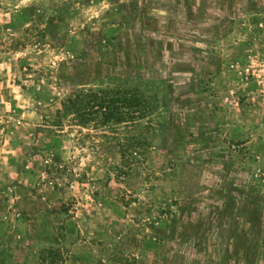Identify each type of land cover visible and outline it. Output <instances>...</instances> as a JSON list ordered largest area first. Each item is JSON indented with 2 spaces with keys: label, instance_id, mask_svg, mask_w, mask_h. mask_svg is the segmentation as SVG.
Instances as JSON below:
<instances>
[{
  "label": "rangeland",
  "instance_id": "1",
  "mask_svg": "<svg viewBox=\"0 0 264 264\" xmlns=\"http://www.w3.org/2000/svg\"><path fill=\"white\" fill-rule=\"evenodd\" d=\"M0 264H264V0H0Z\"/></svg>",
  "mask_w": 264,
  "mask_h": 264
},
{
  "label": "trees",
  "instance_id": "2",
  "mask_svg": "<svg viewBox=\"0 0 264 264\" xmlns=\"http://www.w3.org/2000/svg\"><path fill=\"white\" fill-rule=\"evenodd\" d=\"M107 94V92L103 93L102 96L89 94L88 98H85L82 93L75 94L63 102V106L65 109L73 111L79 115L83 124L87 123V120H89L85 118V115L88 113L85 109L88 110L98 107L97 109L100 110L97 112L102 113L103 122H109L113 119L118 122L125 121V117L122 115L121 103L133 109L132 113L134 119L136 118L135 120L142 119L147 114L146 112H149L146 110V97L144 98L143 94L139 90H137L134 94H131L132 97H127L125 94L116 100H112L114 97Z\"/></svg>",
  "mask_w": 264,
  "mask_h": 264
}]
</instances>
